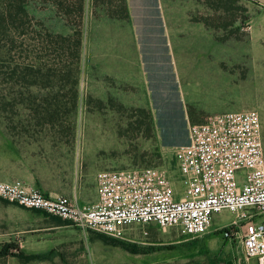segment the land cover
Listing matches in <instances>:
<instances>
[{"label": "rangeland", "instance_id": "rangeland-1", "mask_svg": "<svg viewBox=\"0 0 264 264\" xmlns=\"http://www.w3.org/2000/svg\"><path fill=\"white\" fill-rule=\"evenodd\" d=\"M107 1L92 0L97 16L81 19L77 0H25L29 20H17L23 36L12 59L7 37L14 29L8 24L0 31V119L30 127L28 135L40 141L36 149L60 175L59 190L66 194L77 183L89 199L99 172L152 167L181 197L175 152L187 142V122L212 113L257 112L264 148V0H130L129 26L100 17ZM10 2L0 0V10ZM76 31V86L37 73L24 78L32 85L5 75L15 64H22L21 73L23 64L39 60L50 67L57 55L47 34ZM64 51L66 66L71 58ZM45 109L60 110L59 128L33 126ZM0 202L32 214L27 225L36 230L38 248L29 250L40 257L24 264H226L240 253L237 241L219 231L233 220L229 212L197 238L137 224L114 238ZM0 264L23 263L9 257Z\"/></svg>", "mask_w": 264, "mask_h": 264}, {"label": "built area", "instance_id": "built-area-1", "mask_svg": "<svg viewBox=\"0 0 264 264\" xmlns=\"http://www.w3.org/2000/svg\"><path fill=\"white\" fill-rule=\"evenodd\" d=\"M187 142L175 152L183 186L176 193L157 168L103 171L96 175L97 200L80 206L65 196H45L21 182H1L0 199L56 217L83 231L121 238L133 224L174 229L197 238L214 217L233 220L221 231L237 241L233 264H264V148L253 110L212 113L187 122Z\"/></svg>", "mask_w": 264, "mask_h": 264}, {"label": "crops", "instance_id": "crops-1", "mask_svg": "<svg viewBox=\"0 0 264 264\" xmlns=\"http://www.w3.org/2000/svg\"><path fill=\"white\" fill-rule=\"evenodd\" d=\"M124 1L129 13L127 21L129 26L130 20L133 19L132 7L130 0ZM91 2L92 0H83V13L93 18L97 15H93ZM99 11L103 13L101 15L100 12L98 13L100 17L108 18L105 14L106 10L99 9ZM32 137L27 134L25 125L5 124L0 119V181L6 183L21 181L45 196H65L76 201L80 206L94 204L97 200L96 175L91 198H84L77 183H73L66 194L63 193L57 187L60 175L55 174V171L51 169L49 161L46 162L41 148L36 149L35 145L40 143L39 139ZM44 160L45 162H43ZM31 215L30 211L21 209L17 205L0 202V247L13 243L24 254L33 255L30 254L31 250L29 249L34 251L38 246L35 240L36 230L28 229L31 226L27 225Z\"/></svg>", "mask_w": 264, "mask_h": 264}, {"label": "trees", "instance_id": "trees-1", "mask_svg": "<svg viewBox=\"0 0 264 264\" xmlns=\"http://www.w3.org/2000/svg\"><path fill=\"white\" fill-rule=\"evenodd\" d=\"M25 0H11V2L8 4L9 6L7 8H2L0 10V31L6 29V25H10L13 27V30L9 31V36L7 37V40L9 42V47L7 49V54L10 59V55L12 56V52L14 51V46L16 43V39L23 36V33L17 31L18 27L16 26L17 20L26 19L29 20L28 15L25 11ZM78 2V13L80 15V18L82 19L83 14V0H77ZM59 5H61L60 2H58ZM58 5V4H57ZM106 14L108 18L110 19H116L118 21H128L129 14L127 12V7L125 5L124 0H108L106 2ZM114 10V12H112ZM20 15V16H18ZM16 27V28H14ZM47 37L50 39L49 43L54 47L55 49V55L56 56V62L50 66L47 67V65L42 64L40 60L38 62H35L37 64H34V62L30 64H23L24 71L18 72L17 67H21L22 64H15V68L13 67L10 69V71L5 72V75L8 76V79L15 80V82L21 81L23 83L33 84L26 82L24 78L26 76H34L36 73L39 76H52L57 80V82L60 83H71L73 86H76L79 81V75H80V48H81V35L79 32H74L72 35H61V34H47ZM68 49L69 57L71 58V61L68 65H63V58L67 59V52L64 50ZM2 50H0V53ZM35 59V58H34ZM68 60V59H67ZM35 61V60H34ZM1 65L0 64V68ZM19 65V66H18ZM21 65V66H20ZM39 66L38 69L35 68V66ZM46 72H45V71ZM49 83V81L47 80ZM45 86V85H44ZM76 99V93L73 92L72 100L75 101ZM48 108L51 107L50 103H47ZM120 109H124L123 106L120 104ZM45 114H42V116L39 117L37 122L35 123L36 128H49L50 130H54L55 128H59L61 126V117H60V110L55 109L53 111H49L48 109H45ZM142 113H145L140 111ZM30 127L26 129V132L28 134ZM57 134H60V130L57 131ZM57 135V136H58ZM30 137V136H28ZM221 232V231H220ZM15 258L19 262L28 263L29 261L33 259H37L40 256L39 255H26L24 254L17 246H15L12 243L4 244L0 247V260H4L7 258Z\"/></svg>", "mask_w": 264, "mask_h": 264}, {"label": "water", "instance_id": "water-1", "mask_svg": "<svg viewBox=\"0 0 264 264\" xmlns=\"http://www.w3.org/2000/svg\"><path fill=\"white\" fill-rule=\"evenodd\" d=\"M226 264H232V262L231 261H228V262H226Z\"/></svg>", "mask_w": 264, "mask_h": 264}, {"label": "flooded vegetation", "instance_id": "flooded-vegetation-1", "mask_svg": "<svg viewBox=\"0 0 264 264\" xmlns=\"http://www.w3.org/2000/svg\"><path fill=\"white\" fill-rule=\"evenodd\" d=\"M231 262H232V264H233V260H232Z\"/></svg>", "mask_w": 264, "mask_h": 264}]
</instances>
